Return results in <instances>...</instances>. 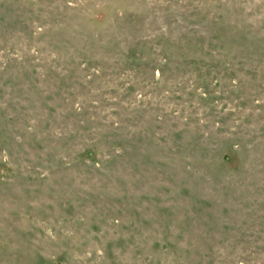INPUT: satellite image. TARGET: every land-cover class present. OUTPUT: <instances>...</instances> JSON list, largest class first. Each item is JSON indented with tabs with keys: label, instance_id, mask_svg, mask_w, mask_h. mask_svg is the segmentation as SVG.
Instances as JSON below:
<instances>
[{
	"label": "rangeland",
	"instance_id": "obj_1",
	"mask_svg": "<svg viewBox=\"0 0 264 264\" xmlns=\"http://www.w3.org/2000/svg\"><path fill=\"white\" fill-rule=\"evenodd\" d=\"M0 264H264V0H0Z\"/></svg>",
	"mask_w": 264,
	"mask_h": 264
}]
</instances>
